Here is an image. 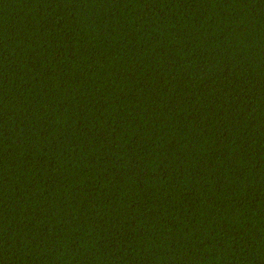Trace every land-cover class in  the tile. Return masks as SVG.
<instances>
[{
	"label": "trees",
	"instance_id": "obj_1",
	"mask_svg": "<svg viewBox=\"0 0 264 264\" xmlns=\"http://www.w3.org/2000/svg\"><path fill=\"white\" fill-rule=\"evenodd\" d=\"M0 264H264V0H0Z\"/></svg>",
	"mask_w": 264,
	"mask_h": 264
}]
</instances>
